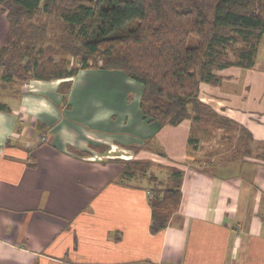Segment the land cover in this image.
<instances>
[{"label": "crops", "instance_id": "1", "mask_svg": "<svg viewBox=\"0 0 264 264\" xmlns=\"http://www.w3.org/2000/svg\"><path fill=\"white\" fill-rule=\"evenodd\" d=\"M8 31L0 9V47ZM216 75L199 100L249 132L248 156L215 161L189 122H147L120 71L0 81V264H264V37L251 68ZM158 152L179 162L181 202L153 234L150 177L121 162Z\"/></svg>", "mask_w": 264, "mask_h": 264}, {"label": "trees", "instance_id": "2", "mask_svg": "<svg viewBox=\"0 0 264 264\" xmlns=\"http://www.w3.org/2000/svg\"><path fill=\"white\" fill-rule=\"evenodd\" d=\"M0 9L9 25L0 47V81L120 71L142 86V118L161 127L201 126L215 118L199 100V84L217 86L216 72L231 66L251 68L264 36V0H0ZM70 84L61 82L62 94ZM238 129L236 154L242 158L252 137ZM121 163L123 177L146 175L145 163ZM170 172L149 199L153 234L166 228L181 202L182 173Z\"/></svg>", "mask_w": 264, "mask_h": 264}, {"label": "rangeland", "instance_id": "3", "mask_svg": "<svg viewBox=\"0 0 264 264\" xmlns=\"http://www.w3.org/2000/svg\"><path fill=\"white\" fill-rule=\"evenodd\" d=\"M49 22V21H48ZM264 37V36H263ZM4 43V42H3ZM238 46V45H234ZM231 47L227 48V54L229 55V60L235 61V58L231 55L230 53ZM75 61V60H74ZM75 65V62L73 63ZM234 67V66H231ZM2 72L0 71V77H1ZM136 83V82H134ZM139 85L140 84L136 83ZM24 85V83L22 84ZM131 94L128 95L129 100L135 98V94L137 91L131 90ZM210 106V105H209ZM211 107V106H210ZM212 108V107H211ZM215 111V110H214ZM216 112V117L213 119H209V122L204 124V125H192V131L191 135L198 139L200 143V155L201 156H213L215 157V161H221V160H229L231 158L239 157L236 154L237 146H238V140L239 136L242 135L241 131L238 129L236 125H232L228 122L225 121V116L219 114L217 111ZM199 148V145H198ZM158 152L156 155L155 154H140V157L144 158H138L137 160H132V161H140L142 163H145L144 165H147L146 167V175L149 178L147 181L151 186L154 188L156 185H158V182H163L157 181L156 178H153L155 175L157 177H161L160 171H161V166L160 165H168L171 166L172 168H176V165L179 163L178 161H169V160H163L162 157H160ZM190 154V152H189ZM132 159V158H131ZM209 159V158H207ZM161 163V164H160ZM150 175V176H149ZM160 175V176H159ZM137 181L139 179H136ZM140 182V181H138Z\"/></svg>", "mask_w": 264, "mask_h": 264}, {"label": "built area", "instance_id": "4", "mask_svg": "<svg viewBox=\"0 0 264 264\" xmlns=\"http://www.w3.org/2000/svg\"><path fill=\"white\" fill-rule=\"evenodd\" d=\"M23 88H24L25 91L31 90V86L29 84H27V83H24Z\"/></svg>", "mask_w": 264, "mask_h": 264}]
</instances>
